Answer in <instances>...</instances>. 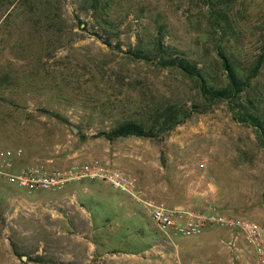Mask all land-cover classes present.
I'll return each mask as SVG.
<instances>
[{
	"label": "rangeland",
	"instance_id": "1",
	"mask_svg": "<svg viewBox=\"0 0 264 264\" xmlns=\"http://www.w3.org/2000/svg\"><path fill=\"white\" fill-rule=\"evenodd\" d=\"M226 5L220 22L233 32L219 39L204 0H0V154L23 152L6 172L99 161L135 179L140 194L101 180L26 194L0 174V264H255L238 231L168 239L143 204L253 221L264 236V148L255 131L225 103L194 108L192 80L128 54L153 53L160 34L218 85V45L248 69L264 38V0ZM249 94L264 113V65ZM167 105L189 116L166 134L102 136Z\"/></svg>",
	"mask_w": 264,
	"mask_h": 264
},
{
	"label": "trees",
	"instance_id": "2",
	"mask_svg": "<svg viewBox=\"0 0 264 264\" xmlns=\"http://www.w3.org/2000/svg\"><path fill=\"white\" fill-rule=\"evenodd\" d=\"M204 2L207 7L209 23L215 35L222 39L227 33H232L233 28L230 22L227 20L224 24L220 22V18L224 20L227 18L226 0H204ZM92 9L95 11L97 7L93 5ZM84 26L86 27V24ZM262 44L263 47L255 63L248 69L238 65L235 60L226 55L223 47L218 45L216 56L219 59L218 67L223 75V81L218 85L208 82L203 67H199L184 55L174 54L176 50L173 47L165 46L160 34L155 39L153 53L150 54L143 49L132 47L128 54L138 61L151 62L163 70H176L192 80L196 87L194 108L207 110L218 103H225L232 118L238 123L251 127L258 137L260 145L264 148V113L249 94V91L252 90L253 79L257 77L264 65V38ZM139 111L136 113L141 114ZM186 112V109H177L174 105L162 106L152 109L147 119L124 118L117 121L110 130L103 132L102 136L110 142L128 137L157 138L182 124L189 116ZM46 114L61 120L59 115L50 112H46Z\"/></svg>",
	"mask_w": 264,
	"mask_h": 264
},
{
	"label": "built area",
	"instance_id": "3",
	"mask_svg": "<svg viewBox=\"0 0 264 264\" xmlns=\"http://www.w3.org/2000/svg\"><path fill=\"white\" fill-rule=\"evenodd\" d=\"M20 148L6 150L0 154V174L17 189L26 194L34 192H57L72 182L101 180L121 192L139 199L135 190L136 181L123 172L109 169L99 161L73 163L66 167H49L32 164L18 171L6 172L12 161L22 157ZM150 210L151 219L159 232L166 238L196 237L211 227H221L238 231L243 237L246 254L255 264H264V236L260 226L253 221L236 217L222 216L200 211L171 209L161 205L143 202Z\"/></svg>",
	"mask_w": 264,
	"mask_h": 264
},
{
	"label": "crops",
	"instance_id": "4",
	"mask_svg": "<svg viewBox=\"0 0 264 264\" xmlns=\"http://www.w3.org/2000/svg\"><path fill=\"white\" fill-rule=\"evenodd\" d=\"M133 214V213H132ZM147 252V251H146Z\"/></svg>",
	"mask_w": 264,
	"mask_h": 264
}]
</instances>
